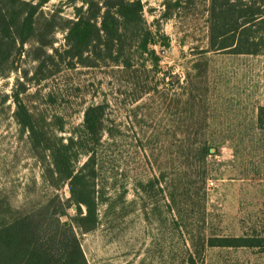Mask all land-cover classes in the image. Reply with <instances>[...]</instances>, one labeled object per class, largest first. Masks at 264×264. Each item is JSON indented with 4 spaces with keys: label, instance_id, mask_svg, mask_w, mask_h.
<instances>
[{
    "label": "rangeland",
    "instance_id": "obj_1",
    "mask_svg": "<svg viewBox=\"0 0 264 264\" xmlns=\"http://www.w3.org/2000/svg\"><path fill=\"white\" fill-rule=\"evenodd\" d=\"M165 1L143 0L148 25L160 21L170 38L169 49L156 48L158 68L148 56L132 70L63 66L22 96L65 144L82 128L87 108L107 107L105 126L114 137L104 133L97 148L96 182L106 201L98 229L80 236L88 264H189V233L198 228L207 238H264V55L211 51L204 2L198 0L187 19L165 21ZM41 10L47 18L60 11L62 26L74 19L68 0H48ZM65 38L58 29L54 48H63ZM205 62L207 75L199 76L193 67ZM37 66L23 54L17 69L0 78V198L16 210L69 198L68 185L56 189L45 181L46 167L14 118L18 81ZM56 119L64 133L56 131ZM204 146L216 150L205 161ZM86 161L81 156L77 167ZM161 174L166 181L145 193L141 186ZM202 264H264V250L207 248Z\"/></svg>",
    "mask_w": 264,
    "mask_h": 264
},
{
    "label": "trees",
    "instance_id": "obj_2",
    "mask_svg": "<svg viewBox=\"0 0 264 264\" xmlns=\"http://www.w3.org/2000/svg\"><path fill=\"white\" fill-rule=\"evenodd\" d=\"M202 1L210 14L211 51L264 55V0ZM47 2L0 0V78L17 69L15 64L23 54L38 63L32 77L25 73V82L18 81L13 95L14 118L21 136L28 135L33 156L46 167L45 181L56 189L68 185L69 198L64 201L56 196L32 210L13 209L0 198V264H88L80 236L98 229L99 207L106 201L104 193L96 190V182L100 176L97 148L104 133L114 137V131L105 126L107 107L87 108L82 128L65 144L23 101L28 85L40 86L63 66L75 70L112 65L132 70L136 62L146 63L148 56L158 68L160 59L156 48H170V38L163 32L160 21H155L153 28L148 25L143 0H68L74 8V19L63 21V26L60 11L50 18L44 15L41 9ZM197 2L166 0L162 18L165 21L187 19ZM58 29L66 32V44L61 49L54 48ZM193 68L199 76L205 77L208 63H198ZM177 80L172 79V83ZM192 97L193 91L188 99ZM55 121L56 131L64 133L63 120ZM215 153L216 150L204 146L200 149V158L205 161ZM81 156L87 161L78 168ZM165 181V174H161L159 179L141 188L147 193L155 184ZM170 198L178 208L176 194H171ZM174 225L181 230L178 222ZM189 238L193 250L189 264H198L197 261L202 264L207 248L264 250V238L258 237L207 238L198 228L189 233Z\"/></svg>",
    "mask_w": 264,
    "mask_h": 264
}]
</instances>
